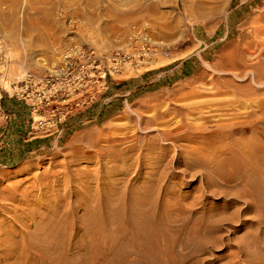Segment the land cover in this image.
Segmentation results:
<instances>
[{"label":"bare ground","instance_id":"6f19581e","mask_svg":"<svg viewBox=\"0 0 264 264\" xmlns=\"http://www.w3.org/2000/svg\"><path fill=\"white\" fill-rule=\"evenodd\" d=\"M175 8L179 9L177 0ZM228 37L229 33L224 36ZM232 37L235 42L227 44L232 51L217 80L251 78L254 83L258 82L264 76V0H259L258 6ZM145 56L142 53L143 59ZM69 65L60 62L43 73L29 71L36 97H27L33 108L30 126L33 138L28 144L35 145L38 138L51 143L46 145L48 153L36 160V150H33L19 164L28 168L31 161L39 164L42 157L52 159L65 149L71 150L73 156L79 155V163L94 158H106V163L94 170L66 167L60 172L44 173L41 179H33L30 190L26 186L22 189L20 183L29 179L1 190L0 201L5 202L0 205V264H36L39 256L36 254L42 256L41 251L55 253L52 257L47 254L41 257L44 258L42 264H99L106 259L120 260L116 264H208L201 257L224 244L228 249L222 257L226 264H264V147L260 145L264 136L257 127L262 118L254 113L236 111L238 106L262 109L264 102H224L219 114L196 111L197 114L187 119L188 124L160 134L165 142L197 139L206 142V146L198 147L204 155L183 149L184 156L173 159L174 165L188 170H205L190 176L200 177V195H181L170 182L183 181V173L172 168V161H166V147H160L158 161L147 163L148 156L156 149V140L145 143L147 146L143 148H135L134 139L115 136L118 130L126 129V123L121 122L109 123L105 128L107 134L102 129L95 132L86 129L88 126L82 122L89 119H84L82 114L99 100L105 84L102 82L95 91L91 83L85 81V89L73 96L80 84L67 80ZM229 81L219 86L231 87ZM52 94L59 97H50ZM222 116L230 118L228 123L220 121ZM139 119L145 125L158 122V118ZM55 131L57 135L53 134ZM248 132L255 134L241 138ZM237 136L241 140L236 139ZM84 139L90 140L86 150L76 148ZM134 150L138 153L136 162L129 164ZM225 152L226 157L223 156ZM127 153L130 154L126 157ZM20 159L9 163L15 164ZM36 181L46 187L44 193L48 196L53 195L61 181L66 183L64 193L54 201L51 216L46 219L52 228L40 227L37 233L36 212L24 209L32 204L30 193L36 190ZM105 182L107 184L102 185ZM210 197L225 199L226 205L223 209L208 206L206 201ZM199 204L202 208L197 211ZM79 211L83 214L77 217ZM6 221L14 225L8 228ZM31 226L33 232L25 233L23 229ZM225 227L231 230L236 227L230 232L233 235L223 238L222 235L228 233ZM240 231L244 232L243 245L233 247L230 238ZM43 235L56 244L37 251V237ZM79 242L87 247H77ZM70 251L71 255L78 256L79 263L68 258Z\"/></svg>","mask_w":264,"mask_h":264},{"label":"rangeland","instance_id":"374dc122","mask_svg":"<svg viewBox=\"0 0 264 264\" xmlns=\"http://www.w3.org/2000/svg\"><path fill=\"white\" fill-rule=\"evenodd\" d=\"M175 1L0 0V192L24 179L29 181L20 182L21 188L26 186L30 190L33 179H41L44 173L60 172L66 167L94 170L106 163V158L79 163V155L73 156L71 150L65 149L52 159L42 157L39 164L31 161L28 168L25 164H19L33 150H36V160L48 153L46 145L51 143L38 138L35 145L28 144L33 138L30 131L33 108L29 106L27 97H36L33 95L35 84L29 71L43 73L63 62L70 63L67 80L80 84L73 96L85 89V81H89L94 90L102 82L105 84L106 89H101L99 100L82 114L84 119H89L82 122L88 126V131L102 129L107 134L105 128L109 123L121 122L126 123V129L118 130L115 136L134 139L135 148H143L147 146L145 143L156 140V149L148 156L150 160L147 163L158 161L160 147H166V161H172V168L179 170L184 177L183 181L171 180L174 189L181 195H200V177L190 176L202 174L205 170H188L182 165H174L173 159L183 157V149L196 151L198 156L199 153L204 155L198 147L206 146V142L202 139L165 142L160 134L164 130L188 124L187 119L196 111L219 114L224 109V102H264V76L256 83L251 78L217 80L226 57L232 51L227 44L235 42L232 34H237L242 22L258 6L259 0H183L182 5L177 0L179 9L175 8ZM227 33L229 37L225 39ZM142 53L146 55L145 59L141 57ZM116 54L121 57L130 55L120 69L111 63ZM204 69L206 72H203ZM227 80H230L231 87L219 86V83ZM50 97L59 95L52 94ZM236 111L261 117L257 127L264 136V108L238 106ZM119 117L124 118L119 120ZM140 117L144 120L158 118V122L145 125L140 122ZM228 119L222 116L220 121L228 123ZM57 132L53 134L57 135ZM235 138L241 140L239 136ZM89 141L82 140L76 148L86 150ZM260 145L264 147V139ZM121 147L115 149L122 150ZM137 154L134 150L129 164L136 162ZM226 155L227 152L223 156ZM19 158L20 161L15 164L9 163ZM22 170L25 173H19ZM65 184L61 181L55 195L53 193L51 196L44 193L46 187L43 184L37 182L34 185L36 190L30 193L32 198L29 200L32 204L24 209L30 213L36 212V233L40 227L52 228L53 225H48L46 219L51 216L50 208L54 201L64 193ZM4 202L0 201V205ZM206 202L208 206L223 209L227 201L210 197ZM197 208H202V205L199 204ZM82 214L83 211H79L77 217ZM6 222L8 228L14 225V222ZM225 229L228 233H224L223 238L233 235L230 232L236 227ZM23 230L31 233L33 227ZM243 234L242 231L236 232L234 238L231 236L230 244L233 247L243 245ZM54 244L55 241L48 240L45 235L38 236L36 250H45ZM77 247L87 245L79 242ZM41 252L44 256L36 254L39 255L36 264H42L44 258L41 257L46 254L48 257L55 255ZM227 252L224 244L212 248L201 258L208 264H226L222 257ZM69 253L68 258L79 263L78 256L71 255V251ZM119 261L106 259L99 264H116Z\"/></svg>","mask_w":264,"mask_h":264},{"label":"built area","instance_id":"2783aa9c","mask_svg":"<svg viewBox=\"0 0 264 264\" xmlns=\"http://www.w3.org/2000/svg\"><path fill=\"white\" fill-rule=\"evenodd\" d=\"M129 59V56L126 57V56H123L121 57V55L119 54H116L112 59H111V63L112 65L117 68V69H120L121 65L125 63V61H127ZM1 97V95H0ZM6 119V118H4Z\"/></svg>","mask_w":264,"mask_h":264}]
</instances>
